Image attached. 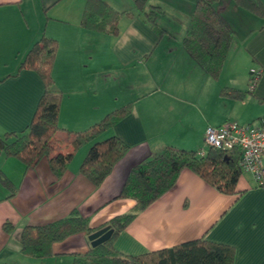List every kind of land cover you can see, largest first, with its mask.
I'll return each instance as SVG.
<instances>
[{
  "label": "crops",
  "instance_id": "obj_1",
  "mask_svg": "<svg viewBox=\"0 0 264 264\" xmlns=\"http://www.w3.org/2000/svg\"><path fill=\"white\" fill-rule=\"evenodd\" d=\"M117 12L136 14L134 0H103ZM264 5V0H261ZM197 0H148L143 14L160 10L158 29L145 16L122 18L118 35L80 26L86 0H0V136L30 124L44 86L37 74L18 72L20 62L42 36L57 41L52 79L62 94L60 130L53 155L73 153L75 134L124 106L131 113L97 141L117 137L128 151L95 187L80 167L91 144L73 153L66 173L56 178L48 160L27 169L0 151V172L15 191L0 183V264H72L89 250L88 234L72 235L51 246L50 257L21 253L26 226H43L76 212L91 234L135 202L116 199L134 166L166 148L206 150L207 128L224 122L259 127L264 119V19L220 0L216 11L233 33L221 75L212 80L182 46ZM261 71L249 90L251 71ZM223 88L245 91L243 100L220 95ZM240 177L238 194L224 195L185 169L176 185L138 214L114 247L139 256L203 239L234 249V264H264V187L250 173ZM11 195V196H10ZM10 223L11 232L4 224Z\"/></svg>",
  "mask_w": 264,
  "mask_h": 264
},
{
  "label": "trees",
  "instance_id": "obj_2",
  "mask_svg": "<svg viewBox=\"0 0 264 264\" xmlns=\"http://www.w3.org/2000/svg\"><path fill=\"white\" fill-rule=\"evenodd\" d=\"M147 1L134 0L135 14L117 12L103 0H86L80 26L89 31L116 36L121 19L142 15ZM219 1L197 0L182 40V46L187 53L215 81L221 75L233 40L232 31L216 11ZM232 1L238 7L264 19V5L261 0ZM159 14L160 10L154 8L143 15L146 22L161 37L164 31L158 29L156 23ZM57 49L56 40L42 36L20 62L18 72L29 70L37 74L43 83L44 92L27 128L17 134L0 136V151L6 158L17 159L27 169H34L45 158L53 175L61 178L73 159V153L92 143L81 164L80 173L98 187L114 165L127 153L128 146L117 137L103 141L97 139L129 115L131 106L115 110L86 131L76 133L71 142L73 153L53 155L54 136L60 130L58 115L62 100V94L54 85L51 76ZM220 95L241 101L246 92L223 88ZM240 160L241 152L238 149L221 151L208 147L205 155L201 156L199 151L166 148L159 156L134 166L116 198L133 200L135 205L132 211L111 219L106 225L113 230L111 238L97 247L90 246L84 254H75L72 264H234L235 252L232 247L203 239L139 256L123 255L115 249L114 244L118 235L139 213L176 185L178 176L185 169L193 172L221 194H238V182L243 174ZM0 183L15 191L14 186L1 172ZM256 185L264 187V178L261 184ZM3 226L6 232L13 229L10 223ZM79 233L90 235L91 229L88 219L76 212L43 226H26L19 238L20 251L37 259L50 257L52 244Z\"/></svg>",
  "mask_w": 264,
  "mask_h": 264
},
{
  "label": "built area",
  "instance_id": "obj_3",
  "mask_svg": "<svg viewBox=\"0 0 264 264\" xmlns=\"http://www.w3.org/2000/svg\"><path fill=\"white\" fill-rule=\"evenodd\" d=\"M261 71L252 70L249 90H254ZM206 147L228 151L238 149L241 152L240 167L250 173L256 184L264 178V119L259 127L224 122L218 128H207L204 134ZM201 156L205 150H200Z\"/></svg>",
  "mask_w": 264,
  "mask_h": 264
},
{
  "label": "water",
  "instance_id": "obj_4",
  "mask_svg": "<svg viewBox=\"0 0 264 264\" xmlns=\"http://www.w3.org/2000/svg\"><path fill=\"white\" fill-rule=\"evenodd\" d=\"M113 234V230L109 227H104L88 236V241L91 247H97L107 242Z\"/></svg>",
  "mask_w": 264,
  "mask_h": 264
},
{
  "label": "rangeland",
  "instance_id": "obj_5",
  "mask_svg": "<svg viewBox=\"0 0 264 264\" xmlns=\"http://www.w3.org/2000/svg\"><path fill=\"white\" fill-rule=\"evenodd\" d=\"M242 175H243L244 177L246 176V174H245V173H243Z\"/></svg>",
  "mask_w": 264,
  "mask_h": 264
}]
</instances>
